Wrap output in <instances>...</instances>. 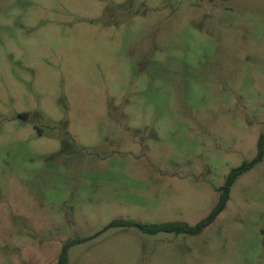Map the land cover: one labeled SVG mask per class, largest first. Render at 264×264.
Masks as SVG:
<instances>
[{"label": "rangeland", "instance_id": "1", "mask_svg": "<svg viewBox=\"0 0 264 264\" xmlns=\"http://www.w3.org/2000/svg\"><path fill=\"white\" fill-rule=\"evenodd\" d=\"M263 136L264 0H0V264H264V153L110 226Z\"/></svg>", "mask_w": 264, "mask_h": 264}, {"label": "trees", "instance_id": "2", "mask_svg": "<svg viewBox=\"0 0 264 264\" xmlns=\"http://www.w3.org/2000/svg\"><path fill=\"white\" fill-rule=\"evenodd\" d=\"M259 147V155L256 160L243 164L240 167L233 169L227 176L219 202L215 205L213 210L209 213L207 217H205L203 220H201L198 224H196L194 227L188 226L186 223L182 222H173V223H166V224H158V225H143L138 224L134 222L129 221H113L110 226H128V227H135L138 230L147 233V234H157V233H175V234H182V235H190L194 236L200 233L206 226H208L210 223L213 222V220L216 218V216L221 213V211L224 209L227 201H228V195H229V189L233 182L236 180V178L241 175L243 172L250 169L260 158L262 157L264 153V136L261 138L258 144ZM79 240L76 241H70L68 242L62 249L61 253L59 254L57 261L55 264H66V247L69 245H72L74 243H78Z\"/></svg>", "mask_w": 264, "mask_h": 264}, {"label": "water", "instance_id": "3", "mask_svg": "<svg viewBox=\"0 0 264 264\" xmlns=\"http://www.w3.org/2000/svg\"><path fill=\"white\" fill-rule=\"evenodd\" d=\"M19 120L26 121L27 115L25 114L24 116H18Z\"/></svg>", "mask_w": 264, "mask_h": 264}]
</instances>
